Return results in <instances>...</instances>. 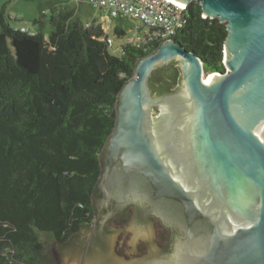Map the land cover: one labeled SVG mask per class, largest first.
I'll list each match as a JSON object with an SVG mask.
<instances>
[{"label":"water","instance_id":"95a60500","mask_svg":"<svg viewBox=\"0 0 264 264\" xmlns=\"http://www.w3.org/2000/svg\"><path fill=\"white\" fill-rule=\"evenodd\" d=\"M167 1L180 11L195 1L225 23V71L203 79L200 58L175 39L138 59L117 96L97 187L108 198V186L149 185L140 190L185 236L172 264H264V0ZM172 61L178 90L153 95L152 71ZM122 211L99 220L85 264L156 262L158 226ZM91 226L60 251L66 264H80Z\"/></svg>","mask_w":264,"mask_h":264},{"label":"trees","instance_id":"16d2710c","mask_svg":"<svg viewBox=\"0 0 264 264\" xmlns=\"http://www.w3.org/2000/svg\"><path fill=\"white\" fill-rule=\"evenodd\" d=\"M0 8V264H54L94 219L102 148L112 131L117 96L138 59L153 51L121 45L111 52L101 25L74 10L51 16L47 38L10 26ZM186 4L174 39L202 61L204 72L225 71V23ZM120 36L122 30L114 28ZM156 46V45H155ZM154 46V47H155ZM180 80L176 61L154 69L153 95Z\"/></svg>","mask_w":264,"mask_h":264},{"label":"rangeland","instance_id":"374dc122","mask_svg":"<svg viewBox=\"0 0 264 264\" xmlns=\"http://www.w3.org/2000/svg\"><path fill=\"white\" fill-rule=\"evenodd\" d=\"M5 5V16L10 18L8 22L11 27H25L29 32L40 30L47 38L52 30L50 23L51 16L57 15L61 10H74L77 18L82 23L88 24H103V29L111 39L110 51L113 53L126 39L131 38L135 32V28L140 26V22L136 19L124 15L111 16L104 8H95L86 0H0V8ZM106 26V27H105ZM119 27L122 34L118 36L114 28ZM207 72H204L206 76ZM94 209V220H96ZM93 223V222H92ZM91 226L89 237L80 261V264H85L88 251L92 242L93 228ZM47 256L52 258L54 264H66L60 252L53 254L49 249L53 246V242L47 238Z\"/></svg>","mask_w":264,"mask_h":264},{"label":"flooded vegetation","instance_id":"af4514ba","mask_svg":"<svg viewBox=\"0 0 264 264\" xmlns=\"http://www.w3.org/2000/svg\"><path fill=\"white\" fill-rule=\"evenodd\" d=\"M179 88V82L171 93H166L161 95V97L171 95ZM162 113L160 108H155L153 115L159 117ZM134 186L123 183V186H108V198H106L103 191L98 187V196L94 202L95 215L98 217L97 220H92L89 224L91 226L92 222L95 223L96 227L93 228V236L100 232V219H105L114 216L113 212L116 209L122 208L123 211L117 216L121 218L128 216L129 213H137L136 217L140 218V222L145 220H151L154 222L158 228V241L156 242L157 253L155 254L158 259L152 264H172L170 261L172 255L174 254L178 242H182L185 239L184 233L182 232L180 226L174 222H169L162 216V209L157 201L152 200L148 197L146 191L140 190V186H149L147 183H142L141 185L133 184ZM121 188V189H120ZM120 189V190H119ZM119 192L122 196L119 197ZM151 196V195H150ZM95 218V217H94ZM107 218V219H108ZM144 224V223H143ZM92 236V238H93Z\"/></svg>","mask_w":264,"mask_h":264},{"label":"built area","instance_id":"2783aa9c","mask_svg":"<svg viewBox=\"0 0 264 264\" xmlns=\"http://www.w3.org/2000/svg\"><path fill=\"white\" fill-rule=\"evenodd\" d=\"M86 1L95 8L106 9L111 16L124 15L138 20L140 26L135 28L132 37L126 39L123 44L134 45L143 52L150 49L154 50L161 42L174 39V36L186 21L184 16L186 4L183 5L182 11H180L177 6L167 0ZM202 13L201 16L205 18L206 16ZM101 25L103 27V24ZM14 29L26 32L25 27H14ZM107 40L111 45V39L108 37ZM121 50L120 45L115 49V52H121Z\"/></svg>","mask_w":264,"mask_h":264},{"label":"bare ground","instance_id":"6f19581e","mask_svg":"<svg viewBox=\"0 0 264 264\" xmlns=\"http://www.w3.org/2000/svg\"><path fill=\"white\" fill-rule=\"evenodd\" d=\"M209 76H203V79L208 78ZM259 136L264 140V127L261 129V131L258 133Z\"/></svg>","mask_w":264,"mask_h":264}]
</instances>
